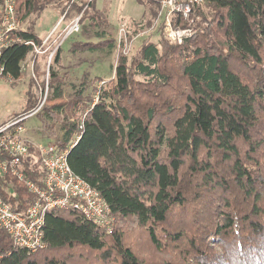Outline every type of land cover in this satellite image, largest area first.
Masks as SVG:
<instances>
[{
  "label": "trees",
  "instance_id": "trees-1",
  "mask_svg": "<svg viewBox=\"0 0 264 264\" xmlns=\"http://www.w3.org/2000/svg\"><path fill=\"white\" fill-rule=\"evenodd\" d=\"M136 2L157 11L159 0ZM47 3L15 0L19 42L3 51V75L19 79L32 56L33 74L47 65L50 93L37 131L68 150L70 169L99 192L114 220L106 230L75 211L52 209L43 248H16L0 231V264H143L122 221L144 230L150 250L173 254L153 264H218L227 245L264 233V0H203L209 16L196 11L205 25L193 36L180 44L146 41L130 58L118 57L112 77L85 70L72 81L56 68L65 41L74 36L71 54L108 58L115 37L95 0H73L62 19L75 12L69 18L78 17L79 31L45 45L49 37L20 23ZM24 164L41 185L34 149ZM0 195L15 211L33 200L9 175L0 178Z\"/></svg>",
  "mask_w": 264,
  "mask_h": 264
},
{
  "label": "built area",
  "instance_id": "built-area-1",
  "mask_svg": "<svg viewBox=\"0 0 264 264\" xmlns=\"http://www.w3.org/2000/svg\"><path fill=\"white\" fill-rule=\"evenodd\" d=\"M202 3L203 0H159L158 18L163 16L165 29L173 42L181 43L187 37L189 29L173 28L168 22H173L174 19L190 20ZM18 26L15 0H0V79H10L3 75L1 58L5 49L12 43L19 42V38L14 35ZM78 29L77 18L64 31L60 43ZM121 31L123 28L120 27L119 32ZM38 110L39 107H34L0 125V178L7 175L14 177L33 194L32 202L22 211L13 210L0 195V231L7 233L14 247L30 252L43 248L45 216L52 209L75 211L106 230H110L113 224L110 209L99 192L70 169L67 162L68 150H58L53 141L42 144L25 136L24 122L36 115ZM30 149L35 150L43 171L41 185L29 179L25 172L24 161Z\"/></svg>",
  "mask_w": 264,
  "mask_h": 264
},
{
  "label": "rangeland",
  "instance_id": "rangeland-1",
  "mask_svg": "<svg viewBox=\"0 0 264 264\" xmlns=\"http://www.w3.org/2000/svg\"><path fill=\"white\" fill-rule=\"evenodd\" d=\"M72 1L48 0L44 8L22 20L20 28L28 30L45 40L49 37L45 45H58L62 37L58 38L56 36L61 31H65L78 18L74 17L70 20V18L76 15L75 12H72L69 15L70 18L62 19V7L65 5L68 6V3ZM95 2L97 12L106 17L111 25L117 47L108 58L88 52L71 54L68 48L74 36L71 40H66L62 45L64 55L62 56V60L60 58V65L56 66L59 75L66 73L65 77H61L64 80L68 81V74H70L72 81L75 77H79L85 70L90 71V76L103 73L105 77H112L114 72L111 70V67L113 68L116 64L118 57L120 55H126V57L130 58L142 43L146 41L158 43L160 40L174 44L177 43L170 39V35L165 29L163 16H161L162 18H158V8L156 11L153 5H148L147 7L142 6L136 0H95ZM76 3H81V0H76ZM151 8L156 12L155 15H153ZM199 8H202L206 16H209L208 9L203 6ZM190 20L174 19L173 22L168 23L173 28L189 29L187 34V37H189L193 36L201 26L205 25L202 17L196 12H194ZM120 27L123 28L121 33L119 32ZM78 31L79 29L76 32ZM118 44L120 47H118ZM49 58L50 55L48 56V61ZM32 65L33 56L31 58L29 57L26 61L24 65L25 70L19 79L13 81L12 79L4 77L0 79V125L6 123L14 114L20 112L26 104V101L34 102L32 108L39 107L36 115L46 105L50 93V78L48 70L46 71L47 65L40 63V69L42 71L40 75L33 74ZM102 83L100 82L99 86ZM69 93L70 87L66 85L64 99H68ZM36 115L25 120V136L34 142L42 144L52 142L53 140L51 138L38 133L39 120ZM69 211L62 210V213L66 214ZM120 224L122 225L121 230L127 242L142 257L143 264H153L160 260H168L173 256V254L171 255V253L166 251L150 250L144 230L138 227L135 221H122Z\"/></svg>",
  "mask_w": 264,
  "mask_h": 264
},
{
  "label": "clouds",
  "instance_id": "clouds-1",
  "mask_svg": "<svg viewBox=\"0 0 264 264\" xmlns=\"http://www.w3.org/2000/svg\"><path fill=\"white\" fill-rule=\"evenodd\" d=\"M226 248L218 264H264V233L258 234L246 245L237 240Z\"/></svg>",
  "mask_w": 264,
  "mask_h": 264
}]
</instances>
